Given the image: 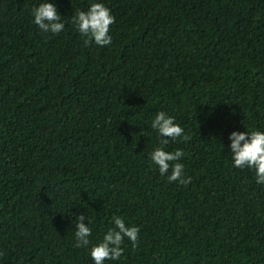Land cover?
<instances>
[{
  "label": "trees",
  "instance_id": "trees-1",
  "mask_svg": "<svg viewBox=\"0 0 264 264\" xmlns=\"http://www.w3.org/2000/svg\"><path fill=\"white\" fill-rule=\"evenodd\" d=\"M54 3L65 28L31 9ZM102 2L112 42L84 43ZM191 140L187 186L149 158L156 114ZM264 131V0H0V264H94L112 216L138 247L105 264H264V184L233 167L231 132ZM175 163V162H172ZM90 244L75 247L77 215Z\"/></svg>",
  "mask_w": 264,
  "mask_h": 264
},
{
  "label": "clouds",
  "instance_id": "clouds-1",
  "mask_svg": "<svg viewBox=\"0 0 264 264\" xmlns=\"http://www.w3.org/2000/svg\"><path fill=\"white\" fill-rule=\"evenodd\" d=\"M35 25L43 32L59 34L65 28L62 17L59 15L54 3L42 2L31 9ZM115 22V17L102 2L91 3L87 11L77 10L72 17V24L77 32L84 37L87 45L94 41L99 46L109 45L112 38L109 35L110 26ZM151 127L157 131L159 136V146L151 153L149 158L152 163L158 166L160 174L163 176L169 172L167 177L169 183L178 182L187 186L191 183V177H184V164L178 162L186 155L182 149L174 152L166 151L165 148L170 140L178 138L191 140V136L185 134L184 129L177 123L175 118L167 115L164 111L156 114ZM231 159L233 167L237 169L249 168L255 170L257 184H264V131L253 130L251 132H231L229 136ZM175 162V163H172ZM86 215H77L75 223V247H85L91 242L89 237L92 229L85 224ZM113 227L108 228L102 239L96 242L90 249L91 259L94 264H105L106 260H119L124 254L122 244L125 238L132 243L135 250L138 247L140 228L138 226H127L123 217L112 216Z\"/></svg>",
  "mask_w": 264,
  "mask_h": 264
}]
</instances>
